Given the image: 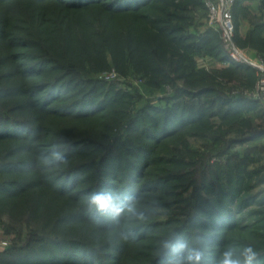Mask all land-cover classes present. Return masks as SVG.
I'll list each match as a JSON object with an SVG mask.
<instances>
[{
  "label": "rangeland",
  "instance_id": "rangeland-1",
  "mask_svg": "<svg viewBox=\"0 0 264 264\" xmlns=\"http://www.w3.org/2000/svg\"><path fill=\"white\" fill-rule=\"evenodd\" d=\"M67 1L0 0V264H181L190 249L216 264L227 245L258 247L264 264L257 74L215 56L204 0H150L172 1L145 13L191 47L175 49L149 21ZM236 1V45L264 61V0ZM55 78L61 92L34 88ZM89 101L104 106L79 111ZM214 199L231 210L211 222Z\"/></svg>",
  "mask_w": 264,
  "mask_h": 264
},
{
  "label": "trees",
  "instance_id": "trees-1",
  "mask_svg": "<svg viewBox=\"0 0 264 264\" xmlns=\"http://www.w3.org/2000/svg\"><path fill=\"white\" fill-rule=\"evenodd\" d=\"M95 2L98 3L99 5H101L100 7H102V10L104 12H107V13H115V14H118V15L121 14L122 16H127L128 15V17L126 19L132 20V21L135 20L136 22L138 20L149 21L155 27V29H157L158 36L161 39L160 43L163 42L160 45V46H163V49H169V48L170 49L171 48L175 49V47H173L174 44L177 47L178 46L179 47L182 46V48H191L190 46L187 47V45H182V43L184 41V37L182 35H175L178 32V29L177 28L165 29V27L158 25L161 22L160 20H158V19L157 20L150 19L149 15L145 13V11H147L148 9L153 8V5H155L156 3H163L164 6H165V4H169L172 1H150V0H111V1H97V0H89L88 1L87 0V1H84V0H77V1H73V4H72V2L67 1L68 4H66L65 6H67L68 8L74 9L75 7H78L80 5L87 6L90 3H95ZM198 2L201 3L202 6H204L203 1H198ZM235 5H236V3H235ZM235 5H234V8H233V11L236 8ZM163 11L164 10H162V12ZM112 18H114V17H112ZM112 24H116V23L114 22ZM108 25H110V24H108ZM126 38H127L126 41L129 42V45L128 46L130 47L131 44H133L134 39L132 37H130V36H126ZM132 49L133 48H131V50ZM215 56L218 59L222 60V61H229L228 58L226 57V55H225V53H224V51H223V49H222L221 46H220L219 50H217V53H215ZM178 57L180 58V56H178ZM180 61L184 62L183 60H180ZM48 63H50V62H48ZM230 65L237 67L238 70L240 69V70H246V71H253L254 72V70L251 67H249L247 65H244V64H236V63H233V64H230ZM26 72L27 73L28 72L31 73V75L34 76V77L41 78L42 74L45 73V72H47V69L45 70L42 66L40 68L38 67V69H35L33 67V70H31V71L30 70L20 71L19 73H21V75L23 77H25ZM24 87H27V86L24 85ZM38 87H40L41 90H46V87H50V90L52 92L53 91H56V92L59 91V92H61L64 89L65 85H64L63 82H60L59 80H57L55 78V79H51V80H46L42 84H36V85H34V88H38ZM239 103H241V102H239ZM98 105H100V104L91 103L90 101H89V106H86L85 104L82 103L81 106H80V108H79L80 109L79 111H82L83 109H87L89 112H97L99 110H96L95 108ZM100 106H104V103H101ZM257 106H259L258 103H257ZM239 107H240V104H237V105L234 106V108H239ZM76 110H77V108L75 107L74 110L72 111V113H74ZM101 110H104V108L101 109ZM180 120H186V119H184L182 117ZM8 128L11 129L12 127H10V126L9 127L8 126H3L2 128L0 127V134H3L4 133V132L2 133V130L8 129ZM11 133L14 134L13 132H11ZM4 139H6V138H0V140H4ZM129 165H131V163H129ZM108 167H110L112 169L110 171L111 174H112L113 173L114 163H110ZM5 171L6 172H9L10 171V165H1L0 166V172H5ZM74 178H75V176H74ZM8 190H10V189H7V191ZM122 192L123 191H121L119 193V194H121L122 197L123 196L125 197L128 194H133L134 193L133 191H130V190L127 193H122ZM228 194H229L228 192L224 193V195H226V196ZM101 195H103V193H101ZM113 198H115V200L120 199L118 197H113ZM248 200H250V199H247V200L245 199V201H248ZM214 201H215V199L212 200V201H210V203H207L206 204L209 207L206 212H207V215H209L208 217L210 218V221L211 222L212 221H215L214 215L216 216L217 214L225 213L226 211L231 210L229 208V204L228 203L221 204V203L214 202ZM239 205H240L239 207H242L243 206V203L240 202ZM220 206H222L221 210H223V211H220V209H219ZM236 214H241V211L239 213L237 212ZM202 219H203L202 217H201V219H199V220H201V222H199V224L212 226V223H208L207 221L204 222ZM197 221H198V219H197ZM214 224L217 225V223H214ZM207 239L213 241V238L208 237ZM254 248L256 250H258V247H254ZM40 259H42L44 262H47V260H44L45 258H43V257H41ZM261 260H262V257H261V255H259L258 258H257V260H255L253 262V264H261V262H262ZM79 261L81 262V258L79 259ZM58 262H61V261H58ZM72 263H75V262H72ZM43 264H45V263H43Z\"/></svg>",
  "mask_w": 264,
  "mask_h": 264
},
{
  "label": "built area",
  "instance_id": "built-area-1",
  "mask_svg": "<svg viewBox=\"0 0 264 264\" xmlns=\"http://www.w3.org/2000/svg\"><path fill=\"white\" fill-rule=\"evenodd\" d=\"M236 0H204L209 25H213L219 32L222 49L228 60L247 65L256 70L254 98L258 99L264 109V61L248 57L236 45V23L233 8ZM6 239L0 238V250L7 247Z\"/></svg>",
  "mask_w": 264,
  "mask_h": 264
},
{
  "label": "clouds",
  "instance_id": "clouds-1",
  "mask_svg": "<svg viewBox=\"0 0 264 264\" xmlns=\"http://www.w3.org/2000/svg\"><path fill=\"white\" fill-rule=\"evenodd\" d=\"M57 154V159H59ZM92 203L96 204L100 210L107 209L109 207V200L99 196L93 195L90 197ZM121 209L117 208L116 213L119 214ZM166 248H172V254H169L166 259L171 260L173 254L182 252L186 245L184 243H178L176 246L170 244L165 245ZM204 253L198 249H190L186 256L180 257V262L189 261L191 264H201ZM260 253L251 245L244 246L238 249L234 245H227L220 252V255L216 259V264H253L257 260Z\"/></svg>",
  "mask_w": 264,
  "mask_h": 264
}]
</instances>
